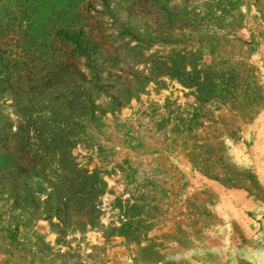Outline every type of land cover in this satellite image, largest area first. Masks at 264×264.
I'll list each match as a JSON object with an SVG mask.
<instances>
[{"label":"rangeland","instance_id":"rangeland-1","mask_svg":"<svg viewBox=\"0 0 264 264\" xmlns=\"http://www.w3.org/2000/svg\"><path fill=\"white\" fill-rule=\"evenodd\" d=\"M107 1L0 0V264H264V0Z\"/></svg>","mask_w":264,"mask_h":264},{"label":"trees","instance_id":"trees-1","mask_svg":"<svg viewBox=\"0 0 264 264\" xmlns=\"http://www.w3.org/2000/svg\"><path fill=\"white\" fill-rule=\"evenodd\" d=\"M100 1V4L101 5H104V6H107V0H99ZM95 2V0H91V4L92 3H94ZM90 3H87V6H86V8L85 9H88L89 7H90V5H91ZM6 24H8V22L6 21ZM59 29V28H58ZM66 30V29H65ZM55 33H57V35H59L60 33H63V34H61L59 37L60 38H62V37H65V36H67V35H71L70 33L71 32H66V31H63L62 32V30H58V31H56ZM80 35V32L77 34V37ZM4 68V67H3ZM74 102H75V104L77 105V106H79V107H81L82 109L83 108H86V107H88V106H92V102L90 101V99L89 98H86L85 99V101H79V102H77V100L75 101V99H74ZM51 109H53V107L51 108ZM32 119H33V117H32ZM32 121H30V123H31ZM20 126L21 127H23L21 124H20ZM21 131H22V129L21 128H19V130H17V133H21ZM34 134L35 135H39V133H38V131H36V130H34ZM38 137V136H37ZM24 138H25V143H27V145H29V141H30V138L29 137H27V136H24ZM35 140H37V138L35 139ZM89 190H87L86 191V193H84L86 196L87 195H89V192H88ZM78 196H80L79 194H77ZM58 205V204H57ZM62 205H64V203L62 204ZM56 210H58V207H57V209H55L54 211H56Z\"/></svg>","mask_w":264,"mask_h":264}]
</instances>
